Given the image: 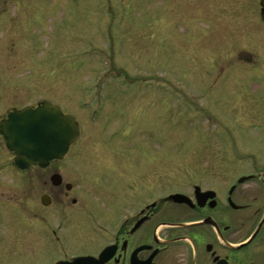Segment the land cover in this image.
Instances as JSON below:
<instances>
[{
	"label": "flooded vegetation",
	"instance_id": "obj_1",
	"mask_svg": "<svg viewBox=\"0 0 264 264\" xmlns=\"http://www.w3.org/2000/svg\"><path fill=\"white\" fill-rule=\"evenodd\" d=\"M167 2L174 24H183L184 34L196 32L199 60L211 63L203 68L198 62L200 81L207 82L199 98L169 89L159 96L162 85L152 80L170 81L163 76L95 81L84 89L93 97L78 100V112H72L78 134L65 155L20 166L1 124L25 107L57 104L45 97L40 62L30 76H20L26 73L16 67V77L4 55L40 52L43 35L37 32L47 28L49 14L43 0H0V264H264V0ZM155 27L142 36L133 32L134 50L142 53L137 48L146 32L154 41L158 31L169 32L168 38L176 34ZM122 38L130 39L124 31ZM54 85L47 91L54 94ZM131 87L137 89L132 109L141 114L131 116L129 105L118 115L109 111V89ZM206 92L214 96L205 98ZM146 93L149 104L142 103ZM158 103L164 105L163 121L147 111ZM83 118L97 135L118 124L114 140L133 138L134 128L168 131L161 126L168 118L185 127L195 123L196 140L189 144L198 155L191 158L196 171L170 174L172 159L157 157L142 143L126 152L114 140L89 145ZM98 120L104 128L95 127ZM158 172H164L162 180L155 179ZM172 176L180 185H173Z\"/></svg>",
	"mask_w": 264,
	"mask_h": 264
},
{
	"label": "rangeland",
	"instance_id": "obj_2",
	"mask_svg": "<svg viewBox=\"0 0 264 264\" xmlns=\"http://www.w3.org/2000/svg\"><path fill=\"white\" fill-rule=\"evenodd\" d=\"M43 3L45 13L49 16L45 18L47 28L45 29L43 26V32H37V34L43 35V46L40 52H35L36 49H28L25 54L10 53L7 55V59L4 55L3 63L15 75L18 69L14 70L19 66L26 73L20 76H30L32 69H40L37 64L40 62L44 71L42 81H45L46 99L53 98L55 104L63 107L71 115L72 112H78L76 107V104L79 103L78 100H89L93 97V95L85 93L84 89L97 79L132 83L142 82V80L134 79V76L154 75L170 78V81L152 80L162 85L157 86L159 96L164 95L165 90L169 89L167 93L181 90L196 99L197 93L205 91L207 82L200 81L202 77L198 62L203 60L200 61L197 57V34L196 32L190 33L189 30L184 34L186 27L180 23L174 24L175 12L170 8L167 0H43ZM154 27L164 33L171 31L173 35L176 34L173 38H168L166 33L169 35V32L163 34L158 31L156 41H154L149 40L148 32H146L140 38L137 48L142 50V53L134 50L131 45L133 39L131 37L137 38V36L133 32H141L142 36L143 30ZM123 31L129 35L130 39L126 41L129 43H126L122 38ZM150 44L152 45L151 50L149 49ZM146 50L151 52L146 53ZM102 51L104 57L98 56ZM202 64L203 68L211 67L208 60ZM109 66L124 70L126 75L119 76ZM36 70H33L34 73ZM203 70L210 71L209 69ZM125 76L128 77L125 78ZM53 81L56 90L54 94L47 91L48 85H51ZM135 90L137 89L135 88ZM135 90L134 87H131L125 89L124 92H119L110 88L108 91L110 95L109 111L118 115V112L121 114L127 107L126 105H129L131 116H134V111L141 114V111L132 109L134 108L133 94ZM150 95L146 93L142 96L141 98H145L142 103L149 104ZM204 95L208 99L214 96L208 92ZM161 98L158 97V100ZM156 106L155 109L148 107L147 111L156 113L158 119L163 121L161 120L163 116H160L163 115L164 105L158 103ZM86 110H90V108L83 106V111ZM81 116L83 115L81 114ZM168 119L170 120L167 124L166 122L161 124L162 127L169 129L168 131L159 132L157 130L155 132L144 127L134 128L130 131L132 136L135 134L133 138L114 140L118 135L117 131L120 130L118 124H115L113 128H106L105 132L101 131L97 135L91 131L88 122L83 118V141L86 138L87 144L94 145L98 142L114 140L113 142H119V145L125 148L124 152L130 151L126 149L135 147L134 142L142 143L147 147H153L157 157H161L162 153H165L168 158L172 159L170 162L172 165L168 169L170 174L192 173L196 171L192 159L197 158L198 155H196V148L189 143L196 140L198 132L196 124L189 123L190 125L185 127L183 121ZM94 125L100 129L104 128L99 120ZM212 157L211 155L206 156V158ZM68 158H72V154ZM160 174H164V172H158L156 180L163 179ZM172 180L173 185H180L177 182L180 181L178 176H172Z\"/></svg>",
	"mask_w": 264,
	"mask_h": 264
},
{
	"label": "water",
	"instance_id": "obj_3",
	"mask_svg": "<svg viewBox=\"0 0 264 264\" xmlns=\"http://www.w3.org/2000/svg\"><path fill=\"white\" fill-rule=\"evenodd\" d=\"M1 129L18 165H46L62 157L78 133L72 116L48 101L12 112Z\"/></svg>",
	"mask_w": 264,
	"mask_h": 264
}]
</instances>
